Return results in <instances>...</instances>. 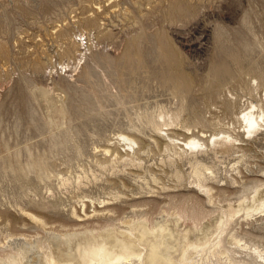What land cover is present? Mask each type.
I'll return each mask as SVG.
<instances>
[{"label":"rangeland","instance_id":"1","mask_svg":"<svg viewBox=\"0 0 264 264\" xmlns=\"http://www.w3.org/2000/svg\"><path fill=\"white\" fill-rule=\"evenodd\" d=\"M160 43L188 91L161 75ZM0 59V263L16 239L178 210L202 224L264 187V121L241 118L264 110V0H0ZM223 227L210 249L227 252L195 260L264 264V210Z\"/></svg>","mask_w":264,"mask_h":264},{"label":"bare ground","instance_id":"2","mask_svg":"<svg viewBox=\"0 0 264 264\" xmlns=\"http://www.w3.org/2000/svg\"><path fill=\"white\" fill-rule=\"evenodd\" d=\"M178 7L180 6L177 3H173L170 5V10L174 9L175 11ZM160 47L162 48L160 57L164 65L161 75L172 84L176 91H188L191 87V79L179 66L180 60L176 58L172 50L168 49L166 43L162 45L160 43ZM226 74H229L226 60L214 66V78L219 80ZM241 118L245 122L247 131L252 132L254 128L256 129L262 125L264 110L260 106L258 111L253 109L243 110ZM121 136L124 139L133 141V138L127 134ZM224 137L234 138L230 135ZM222 139L215 136L211 142L216 144V142H222ZM209 141L204 137H193L186 143L199 144L206 148L210 144ZM194 173L197 175V185L202 188L201 173L196 166ZM203 189L205 190V187ZM205 191L208 193L207 190ZM254 209L264 210V187L258 188L250 199L225 205L216 217L202 224H187L181 221L184 220V217L192 214H187L185 210H178L174 213V219H169L166 216L167 218H160L152 224L148 223L146 219L132 222L128 219L126 220L128 227L122 229L108 226L102 230H96V232L94 230L70 231L62 234L50 232V242L54 245L44 246L36 239H16L15 242L16 244L19 243L20 250L13 254L10 253L11 255L6 256L0 264H122L133 258L138 259L140 264H213L208 260V257L206 261L201 263L194 259V255L206 252L207 256L208 254L226 253V249L220 251L214 248L210 249L211 246L215 247L220 243V240L213 243L212 238L218 233L221 234L222 228H224L223 224L227 222L228 216H232L239 210H244L245 214L248 215L250 210ZM191 218L193 217L191 216Z\"/></svg>","mask_w":264,"mask_h":264}]
</instances>
